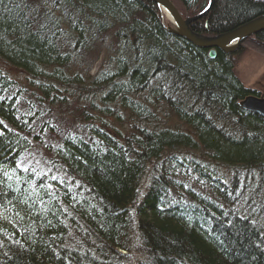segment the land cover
Segmentation results:
<instances>
[{"label": "trees", "instance_id": "1", "mask_svg": "<svg viewBox=\"0 0 264 264\" xmlns=\"http://www.w3.org/2000/svg\"><path fill=\"white\" fill-rule=\"evenodd\" d=\"M160 14L0 0V264H264V117L239 105L257 92L237 51L209 58ZM263 14L213 0L190 27Z\"/></svg>", "mask_w": 264, "mask_h": 264}, {"label": "water", "instance_id": "2", "mask_svg": "<svg viewBox=\"0 0 264 264\" xmlns=\"http://www.w3.org/2000/svg\"><path fill=\"white\" fill-rule=\"evenodd\" d=\"M161 8L167 20L162 18V25L172 35L184 38L197 47L208 49L207 55L209 58H214L217 50L224 53L233 52L239 45L242 39L254 35L264 29V16L255 18L231 31L206 36L195 32L191 29L190 23L196 21L206 12L209 11L213 0H208L206 6L193 16H181L179 10L175 7L171 0H150ZM239 105L248 111H252L261 117H264V96L248 95L239 102Z\"/></svg>", "mask_w": 264, "mask_h": 264}, {"label": "rangeland", "instance_id": "3", "mask_svg": "<svg viewBox=\"0 0 264 264\" xmlns=\"http://www.w3.org/2000/svg\"><path fill=\"white\" fill-rule=\"evenodd\" d=\"M172 2L181 13V16H190L197 12L193 8H188L185 5L186 3L181 2L180 0H172ZM166 16L164 19L167 20ZM233 52H236L233 56L235 61L234 73L236 76L244 85L253 88L256 87L258 91L262 92L264 90V44L258 42L254 35H250L248 38L242 39ZM98 66L97 63L94 70H96ZM57 111L58 109H56L55 112L57 113ZM35 162L37 161H35L33 156L29 155L27 157L26 164Z\"/></svg>", "mask_w": 264, "mask_h": 264}, {"label": "bare ground", "instance_id": "4", "mask_svg": "<svg viewBox=\"0 0 264 264\" xmlns=\"http://www.w3.org/2000/svg\"><path fill=\"white\" fill-rule=\"evenodd\" d=\"M206 4H204V6H205ZM204 6L202 7V9L204 8ZM193 9H197L196 7H194ZM202 9H200V11L202 10ZM200 11H198V12H196V13H194V14H192V15H190V16H193V15H195V14H197V13H199ZM208 12H206L203 16H201L200 18H202V17H205L206 16V14H207ZM260 16H264V14L263 15H260ZM260 16H258V17H260ZM258 17H256V18H258ZM255 19V18H254ZM253 20V19H252ZM251 21V20H250ZM194 22V21H193ZM193 22H191V23H193ZM161 23H162V20H161ZM190 23V24H191ZM259 32V31H258ZM257 32V33H258ZM257 33H255L254 34V36H256V34ZM204 35H206V36H212V35H215V34H204ZM208 50V49H207ZM6 65H5V63H3V62H1L0 61V72L3 70V68L5 67ZM242 84H243V82H242ZM244 85V84H243ZM252 112V111H251Z\"/></svg>", "mask_w": 264, "mask_h": 264}]
</instances>
